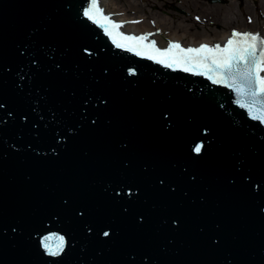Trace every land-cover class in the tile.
<instances>
[{
    "label": "water",
    "instance_id": "water-1",
    "mask_svg": "<svg viewBox=\"0 0 264 264\" xmlns=\"http://www.w3.org/2000/svg\"><path fill=\"white\" fill-rule=\"evenodd\" d=\"M90 4L0 0V264H264L253 98L116 47Z\"/></svg>",
    "mask_w": 264,
    "mask_h": 264
},
{
    "label": "snow or ice",
    "instance_id": "snow-or-ice-1",
    "mask_svg": "<svg viewBox=\"0 0 264 264\" xmlns=\"http://www.w3.org/2000/svg\"><path fill=\"white\" fill-rule=\"evenodd\" d=\"M84 15L101 26L118 48L135 51L137 55L155 59L169 68L180 67L197 75H207L213 83L226 84L241 96L252 97L253 104L241 101V107H247L253 119L264 121V106L255 108L256 103L264 105V100L255 99L264 96V76L260 75L264 72V48L257 57L258 41L264 45V39H260L258 34L234 31L224 47L219 44L215 47L204 44L197 48H181L179 44L171 43L168 48L161 50L156 47L155 41L145 43L147 35L137 37L120 32L121 25L104 15L98 0H91L90 7ZM200 150V146L195 147L196 152ZM44 246L49 249L51 255H58L63 248V237L59 238L56 250H52L47 244Z\"/></svg>",
    "mask_w": 264,
    "mask_h": 264
},
{
    "label": "rangeland",
    "instance_id": "rangeland-1",
    "mask_svg": "<svg viewBox=\"0 0 264 264\" xmlns=\"http://www.w3.org/2000/svg\"><path fill=\"white\" fill-rule=\"evenodd\" d=\"M132 18H142L164 35L171 31L220 39L232 30L264 32V0H114ZM157 24V25H156ZM158 24H162V30ZM221 41V40H219Z\"/></svg>",
    "mask_w": 264,
    "mask_h": 264
},
{
    "label": "bare ground",
    "instance_id": "bare-ground-1",
    "mask_svg": "<svg viewBox=\"0 0 264 264\" xmlns=\"http://www.w3.org/2000/svg\"><path fill=\"white\" fill-rule=\"evenodd\" d=\"M102 9L104 12H108V14L116 19L121 24H130L129 26H125L124 33L130 34V35H139V36H148L147 40L155 41L157 46H167L171 43L175 42H182L186 45V47L192 46H199L200 43H206L208 45H211L212 43H217L219 40H225L230 36V32L223 31L221 33H218L217 36H220V39H215L214 37H209L206 35H200L199 38L196 36H191L188 41H183L186 35L179 34L177 31H171L170 33H167V35H164L160 30H157L155 25L150 26L147 25L146 22L139 17L131 18L125 8L120 7L116 5V2L114 0H102ZM157 25V24H156ZM160 27H162V30L165 29L162 24H158ZM242 30H245V27L242 28ZM212 44V46H213Z\"/></svg>",
    "mask_w": 264,
    "mask_h": 264
},
{
    "label": "flooded vegetation",
    "instance_id": "flooded-vegetation-1",
    "mask_svg": "<svg viewBox=\"0 0 264 264\" xmlns=\"http://www.w3.org/2000/svg\"><path fill=\"white\" fill-rule=\"evenodd\" d=\"M233 31V30H232Z\"/></svg>",
    "mask_w": 264,
    "mask_h": 264
}]
</instances>
